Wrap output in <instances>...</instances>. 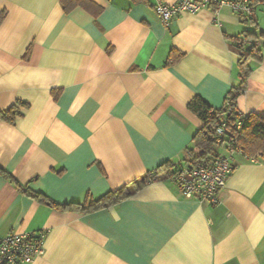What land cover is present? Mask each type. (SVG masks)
<instances>
[{
  "label": "crops",
  "instance_id": "1",
  "mask_svg": "<svg viewBox=\"0 0 264 264\" xmlns=\"http://www.w3.org/2000/svg\"><path fill=\"white\" fill-rule=\"evenodd\" d=\"M94 1L97 16L66 13L60 0H0V166L58 202L100 197L180 160L203 125L189 101L222 107L240 81L234 38L264 31L263 8L252 24L222 0L169 25L158 0ZM258 42L243 113L264 114ZM172 49L184 53L174 63ZM15 105L22 114L4 119ZM232 162L217 205L164 177L89 213L41 202L0 172V236L47 229L30 264H264V161Z\"/></svg>",
  "mask_w": 264,
  "mask_h": 264
},
{
  "label": "trees",
  "instance_id": "2",
  "mask_svg": "<svg viewBox=\"0 0 264 264\" xmlns=\"http://www.w3.org/2000/svg\"><path fill=\"white\" fill-rule=\"evenodd\" d=\"M63 9L66 13L71 12L75 7L81 6L89 11L97 14L102 10V6L94 0H60ZM143 1V0H141ZM264 8L259 7L257 10ZM6 11L0 13V23L4 19ZM247 23L256 24L257 21L253 17L244 18ZM258 25V24H257ZM244 37L253 38L246 45L239 44L238 36L233 40V50L238 55L239 65V84L234 85L228 92L225 102L222 107L217 108L210 104L201 95H195L189 101L188 107L196 113L203 121V125L197 129L192 137V143L186 148L182 158L178 161L166 160L159 164L156 168L149 170L145 175L134 178L123 186L110 190L100 197H93L90 192L85 194L82 200H73L66 202H58L43 192L33 190L27 186H22L14 175L8 170L0 166V172L12 179L23 191L41 202L47 203L52 207L64 211H78L81 213H89L102 208L115 205L129 197L146 184L156 181L161 178H173L180 171L183 164L197 163L203 159H211L219 155L220 145L217 142L216 130L218 126L227 121V125L233 130V135L236 136V144L243 149L244 155L254 156L264 161V114L255 112L243 113L239 110L237 101L248 86V79L254 69L253 62L263 59L262 46L258 39L264 40V31L257 32L256 30H244ZM248 46H250L248 48ZM184 53L176 49L171 50L170 63L176 62ZM169 63V62H168ZM57 97V90H54ZM19 104L28 105L27 102L19 100ZM225 113V114H224ZM22 114L20 109L15 105L1 111V116L10 121L15 122L16 116ZM241 118L242 126L240 129L234 128V123Z\"/></svg>",
  "mask_w": 264,
  "mask_h": 264
},
{
  "label": "built area",
  "instance_id": "3",
  "mask_svg": "<svg viewBox=\"0 0 264 264\" xmlns=\"http://www.w3.org/2000/svg\"><path fill=\"white\" fill-rule=\"evenodd\" d=\"M212 0H177L168 3L158 0L155 8L163 23L169 25L172 19L180 12L200 11L210 4ZM242 18L253 17L259 7H264V0H222ZM239 44L246 45L252 40L246 37L237 38ZM225 114V113H224ZM234 128L240 129L242 119L234 123ZM233 130L223 121L216 130V138L220 147L227 151L211 159H203L197 163L183 164L172 178L178 183L183 194L190 198L208 201L213 205L221 202V192L226 187L227 180L233 171L232 157L241 154L250 160H257L256 156L244 155L243 149L236 144ZM47 229L41 228L34 231L9 232L0 236V264H30L36 257L44 253Z\"/></svg>",
  "mask_w": 264,
  "mask_h": 264
},
{
  "label": "rangeland",
  "instance_id": "4",
  "mask_svg": "<svg viewBox=\"0 0 264 264\" xmlns=\"http://www.w3.org/2000/svg\"><path fill=\"white\" fill-rule=\"evenodd\" d=\"M263 10H264V8H263ZM262 13V14H261ZM258 15H260L259 17L260 18H263L264 17V12H260V14H258ZM254 156H257V155H254Z\"/></svg>",
  "mask_w": 264,
  "mask_h": 264
},
{
  "label": "water",
  "instance_id": "5",
  "mask_svg": "<svg viewBox=\"0 0 264 264\" xmlns=\"http://www.w3.org/2000/svg\"><path fill=\"white\" fill-rule=\"evenodd\" d=\"M250 46H248V48H249Z\"/></svg>",
  "mask_w": 264,
  "mask_h": 264
}]
</instances>
